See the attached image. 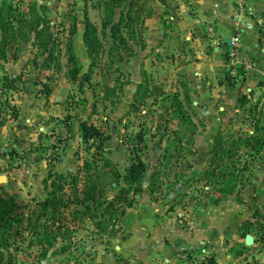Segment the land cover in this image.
Listing matches in <instances>:
<instances>
[{
    "label": "rangeland",
    "instance_id": "374dc122",
    "mask_svg": "<svg viewBox=\"0 0 264 264\" xmlns=\"http://www.w3.org/2000/svg\"><path fill=\"white\" fill-rule=\"evenodd\" d=\"M151 1L119 2L114 19L120 14L125 19L115 39L110 26L102 29L101 24L112 0H0V35L9 39L6 59H0V192L13 195L25 217L10 236L21 245L1 250L4 257L13 252L15 264H87L92 251L85 252L82 244L102 243L113 251L135 235L133 223L130 227L124 219L128 209L115 227L107 221L98 226V218L85 219L59 225L47 237L44 232L29 236L26 228L28 215L31 222L35 217L34 200L48 195L49 173L64 175L61 184L67 194L73 192L76 176L79 190L93 182L112 198L125 185L116 174H125L136 152L146 172L131 208L147 200L143 197L161 199L168 207L167 228L188 237L196 231L199 239L209 236L220 258L230 254L240 257V264H264V229L259 226L264 224V155L244 154L245 139L264 140V131L256 130L251 115L241 112L233 125H220L223 144L240 141L239 158L236 151L233 156L220 151L214 161L211 151L206 157L196 155L208 140L197 141L193 135L205 130V124L192 121L191 106L170 100L165 91H152V84H165L166 79L156 68L164 69V60L148 48ZM86 19L96 26L100 41L92 54L82 41ZM20 102H58L59 115L29 123L18 116ZM80 121L96 126L102 135L84 142ZM137 133L143 135L142 142ZM84 162L88 169L76 174ZM185 175L190 179L187 188L180 200H171V186ZM253 205L261 209L260 223L246 234L243 224L254 222L247 219ZM176 253L190 264H202L211 256L208 250Z\"/></svg>",
    "mask_w": 264,
    "mask_h": 264
},
{
    "label": "crops",
    "instance_id": "0c3cea01",
    "mask_svg": "<svg viewBox=\"0 0 264 264\" xmlns=\"http://www.w3.org/2000/svg\"><path fill=\"white\" fill-rule=\"evenodd\" d=\"M151 2V19L146 21L148 48L158 59L164 60V69L156 68L166 79L165 84H152V91L154 95L165 91L170 100L177 98L185 108L191 106L192 121L205 124V130L200 129L193 135L197 141L208 140L203 150L198 146L196 155L206 157L222 129L220 125H233L241 112L251 115L252 120L257 119L259 126L264 128V0H245V8L239 7L236 0ZM210 25L215 29L214 38L207 31ZM236 33L240 35L242 55L250 58L253 65L245 73L238 66V76L232 78L226 54L230 39ZM22 103L17 104L18 116L25 117L29 123L36 119L46 122L45 118L59 115L56 113L58 102ZM250 107H255L257 113H249ZM259 153L264 155V143ZM186 175L171 186L174 191L171 200H180V192L190 182ZM143 198L147 200L140 199L124 217L130 220V227L133 223L135 235L125 238L119 246L116 244L113 251L102 243L82 244L85 252L92 251V259L87 264H190V260L177 256L178 250H208L216 264H240V257L232 259L229 254L220 258L207 234L201 240L199 231L188 237L179 229L167 228L166 202L151 199V196ZM248 216L247 219L254 221V210ZM207 238L211 243L209 249L205 247ZM138 239L147 241L138 244Z\"/></svg>",
    "mask_w": 264,
    "mask_h": 264
},
{
    "label": "trees",
    "instance_id": "16d2710c",
    "mask_svg": "<svg viewBox=\"0 0 264 264\" xmlns=\"http://www.w3.org/2000/svg\"><path fill=\"white\" fill-rule=\"evenodd\" d=\"M121 0H112V3L108 5V13L105 14V18L102 19V29L109 27L112 38L117 37L121 33V27L124 22V16L119 15L118 19H114V9L119 7V2ZM85 30L82 34V41L87 48V51L92 54L97 51L100 47V41L97 35V28L88 19L85 20ZM3 31V30H2ZM4 34L0 35V59H6V47L9 43V39L6 38ZM124 38V37H123ZM122 38V41H123ZM49 90L46 91L48 93ZM241 98V97H240ZM242 99V98H241ZM175 102L178 99L175 98ZM179 103V102H178ZM244 104L246 102H240ZM255 107L249 108V113H254ZM16 111H14V115ZM253 127L255 129H260L264 131V128L259 126L258 120H253ZM79 127L81 131V138L84 142H87L94 137H99L102 132L94 125L87 123L86 121H80ZM223 133L222 130L218 132L215 139L213 140V146L210 154L215 157L222 151L226 156H233V152L236 151L238 154L236 158L240 157V141L236 139H231L229 144H223ZM136 139L138 142H142L143 135L141 133L136 134ZM252 144V142H255ZM245 147L247 148L244 154L254 152L259 153L264 140H256L253 136L247 137L245 139ZM226 145V147L224 146ZM232 145V146H231ZM227 149V150H225ZM134 154L130 164L125 169V174L119 176L116 174L117 180L121 178V181L125 184L119 189V192L112 198L105 196L104 187L101 184H96L93 182H88L83 188H76L77 177L73 176V192L67 194L61 184L64 180V175L56 172L49 173V177L52 178L50 182V189L48 195L43 200H34L33 208L35 217L31 222V214L27 217L28 226L26 228L29 236H37L42 232L47 234H53L54 232L61 229L59 225L64 223L75 224L79 220H90L98 218V226L102 224L103 221H107V225L117 226V222L123 216H125L127 209L131 208L135 203V195L142 192V180L146 172V165L143 161L141 155L136 152ZM216 157L212 160L214 161ZM212 164V163H211ZM89 163L84 162V164L78 168L76 174L81 170L88 169ZM155 175H152V178ZM151 178V179H152ZM130 192L131 195L130 196ZM72 204V208L69 205ZM254 210V222L247 221L243 224L245 233L249 234L250 229L254 225H259L260 217L257 213L261 210L257 205H253ZM49 215V216H48ZM25 219L24 213L22 212V205H20L13 195L6 192H0V264H15L16 257L13 252L8 253L7 257L1 249H5L10 245L17 249L20 243H16L14 240L10 241L11 232L16 228V226ZM31 222V223H30ZM69 224V226H72ZM260 228L264 229V224L259 225ZM259 228V229H260ZM245 234V235H246ZM55 235V233H54ZM244 235V236H245ZM29 243V242H28ZM202 264H216L213 257L208 258Z\"/></svg>",
    "mask_w": 264,
    "mask_h": 264
},
{
    "label": "built area",
    "instance_id": "2783aa9c",
    "mask_svg": "<svg viewBox=\"0 0 264 264\" xmlns=\"http://www.w3.org/2000/svg\"><path fill=\"white\" fill-rule=\"evenodd\" d=\"M236 3L239 5V7L245 8V0H236ZM207 31L210 34L211 38L215 37V29L213 25L208 26ZM226 55L228 62V73L232 78L238 76V66L244 73L249 72L252 68V60L242 55L241 53L239 33H236L231 37L229 49Z\"/></svg>",
    "mask_w": 264,
    "mask_h": 264
},
{
    "label": "water",
    "instance_id": "95a60500",
    "mask_svg": "<svg viewBox=\"0 0 264 264\" xmlns=\"http://www.w3.org/2000/svg\"><path fill=\"white\" fill-rule=\"evenodd\" d=\"M4 178V176H0V179H3Z\"/></svg>",
    "mask_w": 264,
    "mask_h": 264
}]
</instances>
